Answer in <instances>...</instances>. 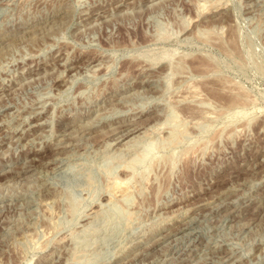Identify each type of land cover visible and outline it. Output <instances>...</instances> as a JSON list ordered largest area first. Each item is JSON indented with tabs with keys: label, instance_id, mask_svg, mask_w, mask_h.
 Returning <instances> with one entry per match:
<instances>
[{
	"label": "rangeland",
	"instance_id": "374dc122",
	"mask_svg": "<svg viewBox=\"0 0 264 264\" xmlns=\"http://www.w3.org/2000/svg\"><path fill=\"white\" fill-rule=\"evenodd\" d=\"M0 264H264V0H0Z\"/></svg>",
	"mask_w": 264,
	"mask_h": 264
},
{
	"label": "bare ground",
	"instance_id": "6f19581e",
	"mask_svg": "<svg viewBox=\"0 0 264 264\" xmlns=\"http://www.w3.org/2000/svg\"><path fill=\"white\" fill-rule=\"evenodd\" d=\"M125 3H126V2H125ZM152 6H153V5H152ZM106 10H107V9H106ZM88 15H89V14H88ZM48 24H49V23H48ZM48 24H47V25H48ZM51 26H52V25H51ZM37 28H38V27H37ZM33 31H34V30H33ZM31 32H32V31H31ZM25 33H26V32H25ZM25 33H24V34H25ZM30 34H31V33H30ZM30 34H29V35H30ZM32 34H33V33H32ZM33 35H34V34H33ZM20 36H22V35H20ZM20 36H19V38H20ZM33 37H35V35H34ZM19 38H18V40H19ZM31 38H32V37H31ZM37 38H38V37H37ZM10 40H11V39H10ZM14 43H15V42H14ZM3 46H4V45H3ZM1 52H2V51H1ZM68 62H69V61H68ZM65 63H66V62H65ZM88 63H89V62H88ZM200 64H201V63H200ZM201 65H203L202 68H204V70L202 69V72H203V73H206V72L209 70V68L206 67V65L203 64V63H202ZM88 66H89V65H88ZM199 66H200V65H199ZM72 67H73V66H72ZM76 67H77V66H76ZM73 68H74V67H73ZM87 68H88V67H87ZM200 68H201V66H200ZM71 69H72V68H71ZM78 69H79V68H78ZM50 72H51V71H50ZM47 74H48V73H47ZM58 75H59V74H58ZM22 76H23V75H22ZM51 76H52V75H51ZM56 77H57V76H56ZM34 78H35V77H34ZM51 78H52V77H51ZM28 79H29V78H28ZM57 79H58V78H57ZM144 79H145V78H144ZM52 81H53V80H52ZM141 81H142V80H141ZM225 84H226V83H225ZM36 85H37V84H36ZM38 85H39V84H38ZM226 85H227V84H226ZM211 90H213V89H211ZM211 90H210V97H211V99H212L213 101H218V100H219V102H220V101H222V102L224 101V102H225V99H224V98H226V96H224V95H220L219 93H216V92L211 91ZM228 96L231 97V98H229ZM228 96H227L228 98L226 99L228 102H226L225 105H229V106H230V105H231V106H232V105L234 106V104L240 103L239 101H240L241 98H242V97H240V95H238V94H237V95H233V96H230V95H228ZM243 97H244V96H243ZM244 100H245V99H244ZM242 103L244 104V102H242ZM242 103H241V104H242ZM222 104H223V103H222ZM39 105H40V104H39ZM225 105H224V106H225ZM34 106H35V105H34ZM237 106H238V105H237ZM229 108H230V107H229ZM31 112H32V111H31ZM33 112H34V111H33ZM128 124H129V123H128ZM133 127H134V126H133ZM138 127H139V126H138ZM134 128H135V127H134ZM134 128H133V129H134ZM127 129H128V128H127ZM70 130H71V129H70ZM64 131H65V130H64ZM112 131H113V130H112ZM125 131H126V130H125ZM125 131L122 132V133H125ZM68 132H70V131H68ZM84 132H85V131H84ZM108 133H109V132H108ZM68 134H69V133H68ZM58 139H59V138H58ZM64 139H65V138H64ZM67 139H68V138H67ZM113 140H114V139H113ZM113 140H112V141H113ZM61 143H62V142H61ZM71 144H72V143H71ZM64 148H65V147H64ZM71 148H72V147H71ZM57 156H58V155H57ZM53 161H54V160H53ZM51 164H52V163H51ZM116 182H117V181H116ZM117 183H118V182H117ZM114 184H115V183H114ZM114 184H113V185H114ZM116 185H117V184H116ZM117 186H119V185H117ZM2 219H3V218H2ZM187 224H188V223H187ZM173 228H174V227H173ZM171 232H172V231H171ZM149 246H150V245H149ZM141 253H142V252H141Z\"/></svg>",
	"mask_w": 264,
	"mask_h": 264
}]
</instances>
